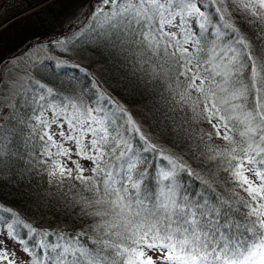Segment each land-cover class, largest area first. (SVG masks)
<instances>
[{
    "label": "snow or ice",
    "instance_id": "obj_1",
    "mask_svg": "<svg viewBox=\"0 0 264 264\" xmlns=\"http://www.w3.org/2000/svg\"><path fill=\"white\" fill-rule=\"evenodd\" d=\"M229 4L255 18L245 22L253 39L237 27ZM86 20L73 38L134 58L143 75L133 91L157 82L168 122L158 120L156 133L171 147L153 142L95 84L86 103L29 77L21 97L29 110L11 115L23 128L0 131V167L18 156L17 140L27 146L35 138L36 174L58 187H81L72 199L91 219V233L41 230L0 204V264H264V0H96ZM182 145L228 185L230 198L173 154ZM180 173L197 175L210 194L190 198ZM7 241L19 245V261Z\"/></svg>",
    "mask_w": 264,
    "mask_h": 264
},
{
    "label": "trees",
    "instance_id": "obj_2",
    "mask_svg": "<svg viewBox=\"0 0 264 264\" xmlns=\"http://www.w3.org/2000/svg\"><path fill=\"white\" fill-rule=\"evenodd\" d=\"M6 9L0 12V64L5 65L9 59L15 58L22 54V51L35 44L36 41L45 38L52 34L61 18L66 12L68 6L89 5L93 0H5ZM21 5L22 9L19 13L13 15L10 10L11 5ZM24 9V10H23ZM29 12L28 14H25ZM25 14V15H23ZM23 15L20 19L18 16ZM235 17V23L240 28L241 32L246 35L248 39H253V33L249 30L245 23L247 20H254L255 18L247 16V14H238ZM215 19V17H213ZM5 25V26H4ZM4 26V27H3ZM84 40V37L82 38ZM76 43H70L61 46V49L68 54L71 52L72 56L80 57L82 61L90 60L92 63H98L102 69L104 80L108 88L99 90L105 91L114 96L118 101L125 105L128 110L132 112L133 118L140 124L145 135L149 136L153 142L160 143L171 147V142L167 139H159L156 133V125L159 120L166 124L168 119L165 115L167 105L159 101L157 95V82L151 81L143 84L133 91L131 85L137 83V77L143 75L137 71L134 58L126 60L121 53L112 50H101L94 45H89L88 48H78ZM51 47L49 48V50ZM53 51V50H51ZM54 52V51H53ZM73 60V59H71ZM42 62L31 71L25 72L26 87L32 86V81L29 77L40 80L41 83L46 84L52 88L55 93L62 96H73L79 94L84 102L90 103V97L96 91L93 84L78 87V81L87 80L86 73H80L76 68H57V64ZM45 71H39L44 68ZM96 85V84H95ZM1 91V89H0ZM26 92L19 93L13 101L10 113H8L9 121L12 127L23 128V125H17L16 121L11 119L14 111L19 109L23 114L29 109L21 107V104H15L19 101ZM30 95V94H29ZM74 96V97H75ZM1 98V92H0ZM132 105V106H131ZM147 117V119H145ZM187 120L186 117H182ZM34 122V121H33ZM190 129L203 128L209 129L207 123L194 124L187 122ZM5 130V129H4ZM3 131V130H2ZM27 132V129L24 130ZM135 144V141L133 142ZM185 143H193V141H186ZM213 143L223 146V141L214 139ZM36 147L38 142L33 138V142L25 146L21 140L16 141V148L19 149L18 156L13 157L8 167H0V204L13 209L19 217L33 227L55 232L60 229L71 231L73 227L84 229L91 233V219L80 216L79 205L75 204L72 199L81 192V187L70 189L69 182L63 186H57L55 183L48 184L46 182V174L40 172L37 175V169L34 165ZM32 153L33 155H29ZM182 154L188 165L194 173H198L199 177L205 180L212 181V186L216 193L224 198H230L228 185L217 183L216 179L211 176L208 171L209 165L201 164L199 160L192 158L191 152L181 146L173 150V154ZM75 159H78L77 157ZM32 161L33 163H30ZM83 162V163H82ZM80 163L87 169L90 167V162L80 160ZM72 167V166H69ZM151 171V170H150ZM85 175H90L85 172ZM223 176L224 173H219ZM180 179L183 182V190H186L190 198L195 197L200 192L207 193V186L202 183V180L197 175H187L180 173ZM78 184V182H76ZM83 195H90L83 193ZM5 231L3 226H0V232ZM0 237H2L0 235ZM52 239V237H49ZM19 247V245H17Z\"/></svg>",
    "mask_w": 264,
    "mask_h": 264
},
{
    "label": "rangeland",
    "instance_id": "obj_3",
    "mask_svg": "<svg viewBox=\"0 0 264 264\" xmlns=\"http://www.w3.org/2000/svg\"><path fill=\"white\" fill-rule=\"evenodd\" d=\"M5 2V0H0V12L6 9ZM95 2L96 0H93L89 3V5H80L76 7L73 5H67L68 8L66 12L61 18L60 23L56 24L57 28L52 34L36 41L35 44H32L30 47L23 50L22 54L16 56L15 58L9 59L7 63H5V65L0 64V80L3 81V83H0V131L12 127L9 121V116L7 117V115L8 113H10L9 111L11 109V105L13 104L14 98L19 93H21L22 91L25 92L26 90L27 83H25L26 76L24 73L31 71L34 68H38L37 65H40L42 62L46 61V63L49 64L52 62L53 64H67L69 65L68 68L70 69L76 68L77 66L80 70V73H86L88 75L87 77H85L87 80L77 82L79 84L78 87L84 86V88H86V86L91 85L94 82L102 89L108 88L107 83L103 77L102 69L100 68L98 63H92L90 60H86L84 62L80 57L72 56V51L68 54V52L62 50L61 45L56 43L58 39L64 40V45L68 44L69 48L70 43H76V41H78V48L84 49L89 47V44L82 43L83 36H79L75 39L73 37L84 26V24L88 22L86 20V17L92 11ZM11 6L12 7H10V10L13 11V15L19 13L22 9L20 4ZM237 10L238 9H235L233 5L229 4V11L232 12V18L234 21L235 17L238 16L236 15ZM28 13L29 12H26L25 14ZM238 14L241 16L244 13L238 10ZM23 15L18 16L14 20L20 19ZM50 47L51 49L49 50ZM51 50H53L54 52ZM22 103V99H20L18 102L15 101V104L17 105H20ZM123 105L125 107H130V105ZM128 111L132 113L136 111V109L134 108V111ZM46 115L50 118L52 113L47 112ZM65 146L72 147L73 152H75V148L73 145H71V142L66 143ZM72 158L75 159L76 156L73 155ZM69 166H72L70 162ZM1 236L2 237H0V239H6L3 235ZM4 247L9 250V253L16 252V259L18 261L21 257H23V253L20 251L17 244H14L12 241H7Z\"/></svg>",
    "mask_w": 264,
    "mask_h": 264
}]
</instances>
